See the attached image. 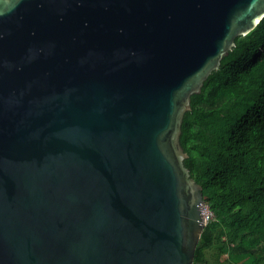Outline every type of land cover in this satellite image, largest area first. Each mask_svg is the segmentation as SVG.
<instances>
[{
	"label": "water",
	"instance_id": "obj_1",
	"mask_svg": "<svg viewBox=\"0 0 264 264\" xmlns=\"http://www.w3.org/2000/svg\"><path fill=\"white\" fill-rule=\"evenodd\" d=\"M264 0H0V264H193L192 96Z\"/></svg>",
	"mask_w": 264,
	"mask_h": 264
},
{
	"label": "trees",
	"instance_id": "obj_2",
	"mask_svg": "<svg viewBox=\"0 0 264 264\" xmlns=\"http://www.w3.org/2000/svg\"><path fill=\"white\" fill-rule=\"evenodd\" d=\"M235 42L182 125L185 166L213 215L193 264H264V19Z\"/></svg>",
	"mask_w": 264,
	"mask_h": 264
},
{
	"label": "rangeland",
	"instance_id": "obj_3",
	"mask_svg": "<svg viewBox=\"0 0 264 264\" xmlns=\"http://www.w3.org/2000/svg\"><path fill=\"white\" fill-rule=\"evenodd\" d=\"M205 210V209H204ZM205 212V211H204ZM209 216L211 217V213L209 211V209L207 208V212H206V215L205 216ZM226 257V256H224ZM231 258H234L236 260H238L239 262L244 258V255H233V256H230ZM249 263V259L247 260H244L243 262H240V264H248Z\"/></svg>",
	"mask_w": 264,
	"mask_h": 264
},
{
	"label": "built area",
	"instance_id": "obj_4",
	"mask_svg": "<svg viewBox=\"0 0 264 264\" xmlns=\"http://www.w3.org/2000/svg\"><path fill=\"white\" fill-rule=\"evenodd\" d=\"M207 206L203 207V212H204V209H205V215H206V212H207ZM209 209V208H208ZM210 211V210H209ZM211 213V212H210ZM212 213H211V217L210 215L208 216H204V225L206 226V224L208 223V221L212 218Z\"/></svg>",
	"mask_w": 264,
	"mask_h": 264
},
{
	"label": "bare ground",
	"instance_id": "obj_5",
	"mask_svg": "<svg viewBox=\"0 0 264 264\" xmlns=\"http://www.w3.org/2000/svg\"><path fill=\"white\" fill-rule=\"evenodd\" d=\"M205 211V210H204ZM204 214H205V212H204Z\"/></svg>",
	"mask_w": 264,
	"mask_h": 264
}]
</instances>
